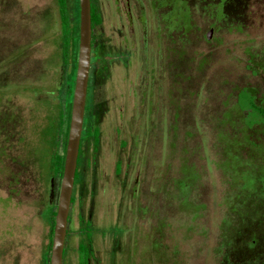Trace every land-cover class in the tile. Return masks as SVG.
Listing matches in <instances>:
<instances>
[{
	"label": "rangeland",
	"instance_id": "obj_1",
	"mask_svg": "<svg viewBox=\"0 0 264 264\" xmlns=\"http://www.w3.org/2000/svg\"><path fill=\"white\" fill-rule=\"evenodd\" d=\"M113 2L98 0L68 231H94L82 238L91 264H226L264 216V124L238 107L244 90L264 99V0H183L187 22H173L181 0H131L133 27ZM60 36L56 0H0V264H49L41 211L58 204L50 157L68 103ZM80 240H66L64 264H78Z\"/></svg>",
	"mask_w": 264,
	"mask_h": 264
},
{
	"label": "trees",
	"instance_id": "obj_2",
	"mask_svg": "<svg viewBox=\"0 0 264 264\" xmlns=\"http://www.w3.org/2000/svg\"><path fill=\"white\" fill-rule=\"evenodd\" d=\"M58 6V13L60 18V25H61V36H60V43H61V54H62V62L65 68L68 69V88H67V95H68V103L66 104L67 113L61 111L60 114V121L57 124L56 132L54 134V140L52 145L57 151H54L51 154L50 162V172L52 179H62L63 172H64V164H65V156H66V147L68 141V134H69V126L71 120V110H72V100H73V90H74V77H72L71 69L72 67H77V59H78V52H79V40H80V7H79V0H76V8H78V12L72 7L69 0H56ZM91 15H92V27L96 28L102 22L101 16L98 13L97 5L95 0H91ZM94 38H92V43ZM76 76V75H75ZM238 107L242 111H246L249 113V125L254 126L258 124H264V101L261 104H257L255 101V96L253 92L249 91H242L239 96ZM87 137L91 140L93 149L95 152L98 151L100 147V131L99 129H90L87 132ZM62 138V154L59 153V140ZM80 165V154L78 159V168ZM79 181V172L77 169L75 184L77 185ZM264 192V187L262 188ZM75 202V199L72 198V203ZM57 214V207L53 209L52 219V232H54V225H55V217ZM85 224V223H83ZM93 230H86L80 229L79 232L73 233L69 232L68 236H72L74 234L81 237L79 242L77 252H78V264H91V261L94 260V253L92 249L87 248L85 240L82 238L84 235H90L93 233ZM89 237V236H88ZM89 247V246H88ZM51 249V245H50ZM64 254H66V249Z\"/></svg>",
	"mask_w": 264,
	"mask_h": 264
},
{
	"label": "water",
	"instance_id": "obj_3",
	"mask_svg": "<svg viewBox=\"0 0 264 264\" xmlns=\"http://www.w3.org/2000/svg\"><path fill=\"white\" fill-rule=\"evenodd\" d=\"M79 7V52L73 90L71 120L66 147L64 172L60 184L57 214L55 217L54 233L50 252V264H64L65 243L68 234V220L75 187L90 80L93 31L91 0H79ZM208 38H210V36ZM54 191V185H52V194H54Z\"/></svg>",
	"mask_w": 264,
	"mask_h": 264
},
{
	"label": "flooded vegetation",
	"instance_id": "obj_4",
	"mask_svg": "<svg viewBox=\"0 0 264 264\" xmlns=\"http://www.w3.org/2000/svg\"><path fill=\"white\" fill-rule=\"evenodd\" d=\"M166 1L168 2V0H162V3L164 4V6L166 4ZM170 1L174 2L175 0H170ZM181 2H182V6L180 8L176 7L177 12H176V16L174 15L175 17L173 19V22H176L178 17L179 18L181 17L184 22L188 21V13H187L186 9L184 8L185 6L183 5V0H181ZM95 3L97 5V10L101 16L102 22L96 28L92 27V30H93L92 31V38H94V41L92 43V48H93V44L96 41V38L93 35V33L98 27H100L103 24V13L98 6V0H95ZM113 3H114V5H116V11L118 10V7L122 3L124 4V7L127 10L126 14L128 15V17L126 18V21H127L126 24L129 23V26L133 27V26H135L134 25L135 23H138V21L136 19H134L133 15H132L131 0H114ZM91 4H92V2H91ZM222 7H223V4H220L218 9L221 10ZM132 19H133L134 24L132 22ZM139 20L142 22L145 21L144 17H139ZM121 24L122 25L120 26V28H122V32H123V29L125 28L126 24L125 23L123 24L122 22H121ZM213 35H214V29L209 30V32L206 34V40L211 41L213 38ZM209 36H210V38H208ZM105 56H104V61H109V60L105 59ZM100 60H101V58L99 57L96 61L98 62ZM110 61H113V60H110ZM90 73H91V70H90ZM88 91H89V87H88ZM244 91H249V92L251 91L254 93V96H255V92L253 90L248 89V90H244ZM87 97H88V94H87ZM255 101L257 104H261L264 101V99L259 101L255 96ZM86 111H87V102H86ZM246 113H247V116H249V113L248 112H246ZM84 122H85V120H84ZM82 145H83V136H82L81 145H80V158H81V147H82ZM77 169L79 171L78 167H77ZM52 185H54V190H55L54 179H52V181H51V190H50L51 192H50V194H52ZM75 186H76V184H75ZM73 198H74V192H73ZM73 204L74 203L71 204V207ZM53 209H54V205H53L52 201L48 200L46 203L44 202L43 208L41 211V216L47 221V224L51 228V246H52L53 233H54V232H52ZM262 211H263L262 214H264V208H262ZM250 222L251 223H249L248 227L245 230V233L242 235V237L240 239L241 240L240 243L238 245H236L235 248H233V252H231L229 260L226 264H264V216L261 215L259 220L251 218ZM68 233H69V231H68ZM68 238H69V236L67 234L66 240ZM65 246H66V243H65ZM50 252H51V249H50ZM3 253H5V251H3ZM65 258H66V256H65ZM41 264H48L46 253H44V255L41 256ZM49 264H50V256H49Z\"/></svg>",
	"mask_w": 264,
	"mask_h": 264
}]
</instances>
